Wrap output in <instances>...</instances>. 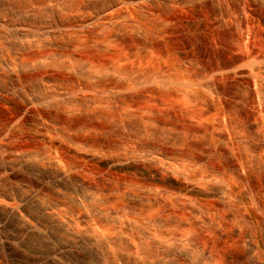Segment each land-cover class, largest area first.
<instances>
[{
    "label": "bare ground",
    "instance_id": "6f19581e",
    "mask_svg": "<svg viewBox=\"0 0 264 264\" xmlns=\"http://www.w3.org/2000/svg\"><path fill=\"white\" fill-rule=\"evenodd\" d=\"M148 4L157 9L149 10ZM172 4L214 5V21L199 26L198 41L203 44L208 38L212 43L215 34L221 31L233 49L242 52L241 62L209 63L201 71L170 59L162 71L139 70L134 66L135 70L123 66L112 68L114 65L109 64L102 65L104 71H98L96 64L79 62L73 53L38 57L33 63L30 61L31 66L18 59L29 47L41 43L55 46L59 37L76 34L80 29L85 35L99 37L97 46L104 44L106 38L102 34L106 30L122 37L132 31L135 35H130L137 36L135 39L149 36L159 46H167L174 30L166 27L167 20L164 25L161 12ZM263 9L264 0H0V104L15 109L7 126L0 130V137L14 136L22 123L36 117L41 128L33 133L32 139L49 143L43 152L27 153L10 148L4 153L7 158L4 157L5 164L0 166V264H4L2 257L17 260L16 264H70L68 253L82 254L85 246L96 252L100 241L104 244L126 241L130 249L135 248V239L150 236L152 227L160 223L157 219L147 218V226H139V234L138 230L132 234L137 222L131 219L124 223V230L116 231L117 235L98 240L94 236L96 232L91 234L95 217L99 218L98 222L115 224L122 214L121 207L111 210L96 205L81 212L70 210L72 202L84 205L95 193L105 190L106 184L121 193L123 209L136 211L138 205L150 207L157 202L177 208L182 201L190 206L196 223L205 228L210 221L196 202L198 196H214L230 209L237 207L248 229L243 241L251 258L247 264H264V51L255 49L258 43L264 47ZM225 74L236 80L235 87L222 85L221 76ZM21 96L23 103L17 106L15 100ZM164 105L183 111L189 120L180 124L168 119L166 113L160 114ZM69 117L76 122V126L72 122L75 127L94 130L95 134L88 132L93 136H84L87 140H82L84 132L79 131L81 135L78 132L80 136L75 137L82 142L71 134L64 135L65 138L62 135L65 131L59 129L65 128L62 126L66 120L69 122ZM57 131L63 133L56 136ZM63 146L86 164L66 163L56 153ZM91 164L106 168L109 178L95 174L98 179L87 182ZM27 168L43 174L21 183ZM118 172L132 173L138 182L116 179ZM7 180L15 181L20 189L27 188L26 192L6 190ZM100 182L105 184H100L103 189ZM14 222L19 223V232L7 233ZM187 223L180 225L186 227ZM55 228L74 235V240L61 239L36 257L26 250L32 235L60 236L53 231ZM167 235L173 243L168 246L167 242L159 241L158 258L145 262H139L138 258L133 263L176 264L179 257H185L190 264H216L206 252L195 256L197 246L191 237Z\"/></svg>",
    "mask_w": 264,
    "mask_h": 264
},
{
    "label": "rangeland",
    "instance_id": "374dc122",
    "mask_svg": "<svg viewBox=\"0 0 264 264\" xmlns=\"http://www.w3.org/2000/svg\"><path fill=\"white\" fill-rule=\"evenodd\" d=\"M146 6L149 8V10L150 9H157L153 5L150 6L148 4ZM201 6L202 5L194 6L191 4L190 5L186 4V5H180V7H179V5L173 6V4H172L170 7H168V9L167 8H165L166 10L162 9L161 13H163L162 15H164V16H161L163 18L162 22L164 23V25H166V23H168V25H166V27L169 26L168 29H170V27H172L170 30H172V29L174 30L173 38L167 44V46L169 45V48L167 46H164V47L162 46L163 47L162 48L161 45L160 46L158 45V42L155 39H153L152 37H149V36L138 37L135 39V37H137V36L134 37V36L130 35L132 33H133V35H135L134 32L130 31V33H128L129 32L128 31L127 32L128 35L126 34L127 35L126 36L127 38H126V37H122V36H115L114 33L112 34L110 30H106L107 32H105V31L103 32L104 35L102 34V37L106 38L105 41L103 42L104 44L97 46L98 41H99V39H98L99 37L97 36L98 38H96V37H94V35H91L92 37L88 34L85 35L84 32H82V30L80 29V30H78L79 34H81V32H82V34L85 36H83L82 34H81L82 36H80L78 34V32H76V34L74 32V33L69 34V36L70 35L71 36L70 37L67 36L68 38L67 37H64V38L59 37L58 43L55 45L56 48H55V46H48V44L46 45L44 43H41L40 45L36 44L35 46L28 48V49H31V51L30 50L28 51V49L24 50V53L20 54V56H18V59L19 58H20V60L23 59L22 63H25L26 65L29 63L31 66L30 61L33 63L36 59H38V57H46V56L49 57L51 55H53V56L55 55V56L59 57L61 55H64V56H66L67 54L69 55V53H71V55H72V53H73L74 55H72V56L78 57L79 62L80 61L81 62L87 61V63H88L91 61L90 64L92 62H93V65L96 64V66H97V68L95 67L96 70L100 69L98 71H101V70L104 71V68L101 69V67H103V66L106 67L109 65H110V67H111V65H114V67L112 66V68H115V67L117 68L118 66H121V67L123 66V68L126 67L128 69L136 68L139 70H142V69L147 70L149 68L148 70L151 69V70H155V71H158V70L162 71V70L166 69L168 63L170 62L169 61L170 59L173 61H176V62H181L184 65L185 64L187 65V63H188V65L190 66L189 68L195 67V69H200L201 71L206 69L212 63H215V64L217 63L220 65L222 63V65H223V64H227V63H234V62L239 63V62H241L240 57H243L242 52L233 49V46L230 43H228V41H226L224 39V35L221 31H218L220 33L215 34L214 37L216 39H214V37H213L215 43H214V41L211 43L212 39H208V38H206V40L203 41V44L200 41H198L197 36L199 35V26L202 23L212 24V22L214 21V18L216 16V14H215L216 11H215L214 5L208 4V6L207 5H203L202 7ZM177 7H179V9H177ZM183 9H187V10H183ZM178 10H179V12H178ZM184 12L186 14H184ZM187 13H189L190 15H188ZM261 14L264 18V15H263L264 9H263ZM171 15H173V16H171ZM185 15H186V17H185ZM169 16L170 17L175 16V18H170ZM191 17H192V19H191ZM165 18H167V19H165ZM168 19H169V21H168ZM208 19H209V21H207ZM166 20H167V22H166ZM176 22H177V24H175ZM192 23H193V25H192ZM184 25H185V27H184ZM183 28H186L187 30L183 29ZM182 30H183V32H182ZM192 31H194L196 33L192 32ZM215 31H217V30H215ZM263 31H264V29H263ZM107 33H108V36H105V35H107ZM110 33L113 35V37ZM191 33H192V35H191ZM74 35H76V36H74ZM177 37H178V39H177ZM60 38H62V39H60ZM174 38L176 41L174 40ZM219 39H220V41H219ZM96 40H97V44H96ZM216 40H218V41H216ZM73 41L75 44L73 43ZM1 45L2 44L0 42V46ZM63 45H65V46H63ZM259 45L260 44L258 43L256 45L255 49L263 52L264 47L262 48ZM68 46H69V49L67 48ZM164 49H165V51H164ZM169 49H170V51H169ZM25 51H27V52H25ZM165 52H167V53H165ZM172 53H173V55H172ZM48 54H49V56H48ZM6 55L9 56L10 53L8 51H6ZM167 55H170V56H167ZM204 55L206 57H204ZM80 58H81V60H80ZM33 59H35V60H33ZM189 59H190V61H189ZM75 61H74V63L73 62L72 63L76 65ZM167 61H169V62H167ZM185 61H187V62H185ZM76 62H78V61H76ZM188 65H187V67H188ZM132 66H134V68H132ZM121 67H118V68H121ZM140 67H141V69H140ZM224 76L223 75L221 76V82H223L222 85L224 87L227 86L226 88L235 87L234 84H236L235 83L236 80L233 79L232 77H230V75H226L225 77ZM0 82H2V79L0 80ZM144 101H146L145 103L148 102L147 100H144ZM21 103H23L22 96L17 97L15 100V104L17 106H20ZM150 104L153 105V107H156V104L153 103V101H151V100H150ZM167 106L164 105V107H163L164 109L161 108L163 110L161 111L160 114L165 116V113H166L167 114L166 117L168 119L173 120L175 122L180 121L179 122L180 124L185 123V121L187 119L189 120V118L187 117V115L183 111H181L179 109L176 110L170 106H168V107ZM14 111H15L14 107H9L5 104H0V130H2L3 128H5L7 126V123H8L7 120H9L12 117V115L14 114ZM54 111L57 113L56 110H54ZM55 112H54V116L57 115V114H55ZM174 112H176L177 114ZM171 115H173V116H171ZM168 116H170V118ZM75 117H74V119H77V116H75ZM177 117L180 118V120L177 119ZM183 117H185V119ZM68 119H69V122H68V120H66L68 122V124L65 121L64 123H66L67 125L66 124L64 126L60 125V128H61V126L63 128L65 127V128L64 129L61 128V129H59V131L63 130V131L68 133V131L69 130L71 131L73 128H76L78 130H76V129L72 130L71 132L73 134L71 132H69L68 134H64L65 132L63 133V131H61L63 134L60 133L59 131H57L55 133L53 132L55 135L58 132H59L57 134L58 136L61 134L63 136L67 135V137L73 135L72 138L77 139L76 141H78V142L79 141L82 142L80 140V138L82 140H87L86 138L93 136L90 133L88 134V132L93 131L92 133L95 134L94 130L83 131V130L75 127L76 122L74 120L72 121V117L71 118L69 117ZM72 122L74 123L75 126L73 125ZM20 123H22V121H20ZM195 124L198 125L197 123H195ZM69 125H72V126H69ZM67 127H69L68 128L69 130L66 129ZM71 127H73V128L71 129ZM40 128L41 127H40V125H38L37 118L31 117L30 119H28L27 121H25L24 123L21 124L19 129H17L18 131L16 130L17 133H15L14 136L3 137V138H5L4 141H3V138L0 137V166L5 164L6 159H4V157L5 158H7V157H6V154H4V153H6V150H8L10 148H12L13 150L14 149L16 150V148H17L19 151L21 150L22 152H27V153L32 152V150L35 152H40V151L43 152V151L47 150L48 149L47 144H49V143H47L45 141H42V142L39 141L37 143V141H34L32 139V136L34 135L33 133ZM79 131L81 133L82 132H84V133H82V135H81V133ZM78 132L81 135V137L79 139L75 137L76 135L79 134ZM76 133H78V134H76ZM85 133H86V135H83ZM80 135H78V137ZM87 135H88V137H87ZM89 135H91V136H89ZM63 136L62 137L60 136V137L63 138ZM82 136L83 137L85 136L86 138L84 137V139H83ZM65 138H63V139H65ZM45 145H46L47 149H45ZM66 150L67 149L65 146H63L62 148H58L56 150L57 151L56 153L61 155L63 157V159L65 161H67L66 163H68L70 165H75V166L76 165L82 166L83 164L84 165L86 164V163H84L83 160H81L78 157H75L73 154H70V152L66 151ZM53 151H55V150H53ZM197 152H199V151H197ZM89 167L91 168V169H89L90 172L88 171L90 176L87 175V178H85L87 180V182H90V181L95 182L96 179H98L97 176L100 175V177H101L102 174H103V176L101 178H103V177L109 178L108 173L106 172L107 171L106 168H103L100 166L96 167L93 164H91ZM92 167H93V169H92ZM40 172H41L40 170H35V169L33 170L30 168L24 169L23 178L20 182L22 183L26 179L31 180V179L38 177L41 174H43V172H41V173ZM44 173H45V171H44ZM131 174L132 173L128 174L126 172H118L116 175L117 177L115 176V178L122 180V181H123V179H126L128 181L133 180L132 182L135 181V183H136V181L138 182V178L135 177V175H133V174L131 175ZM93 175L97 178H95ZM91 179H93V180H91ZM104 182H100L99 185L101 184L102 186H105ZM14 183H15V185H14ZM112 187L113 186L110 187V185L106 184L105 190H102V191L100 190L97 192V194L95 193V196L93 195V197L91 198L92 201L89 200V202L87 201L84 205H81V204L79 205L76 203L73 204V202L70 204V206H71L70 210L74 211V212H81V211L86 210L87 208H92L93 206H96V205L97 206L101 205L102 207L105 206L106 208L111 209V210H113V209L119 210V208L121 207L120 211L122 214L120 215L119 219L117 218V220L119 222L117 221L115 223L116 225L114 223L98 222L99 218L95 217V221H96L95 227L93 228L91 234L92 233L94 234L96 232L94 236L98 240H100V239L102 240L105 237H111V235L112 236L117 235L118 231L120 232L121 229L124 230V227L126 225V224L124 225V223L131 221V219H132V222H134V223L137 222L139 224L140 223L142 224V225L141 224L139 225L136 223L137 228L134 227V229L131 231L132 234H136V233L139 234L138 228H140L142 226H147L145 224L147 218H149L148 220L157 219L160 223L157 222L158 224H156V226L152 227L153 232L150 236H144L143 235V237H141V238L138 237L137 239H135L134 243H136V244H135V248H133V249H130V247L126 241H118L117 243L115 242V243H111V244H107V243L104 244L102 241H100L101 242V243L99 242L100 247H98V250L99 249L100 250L99 251L97 250L98 253H97V251L94 252V250H92L89 246H85L82 249L83 252H80L82 254H76L75 253V255H74V253H71V254L68 253L67 255L69 257V263L70 264L71 263L72 264H93V263L94 264H120L121 262L134 264L133 262H135V260H137V261L140 260L139 262H142V261L145 262L148 259L151 260L152 258H153V260H155L156 258H158V255H159V247H158L159 241L160 242L165 241L164 243L167 242L168 246L172 245L171 243H173L172 239H170L169 236L167 235L168 233H171L174 235L175 234L176 235L177 234L183 235L185 237L186 236L191 237L197 246L196 250H195V256L200 257L204 252H206L209 255V257L212 259V261H214L216 264H247L251 261V258L249 257L250 255L248 254V251H247L248 248L246 246V243L243 242V241H245L244 238L246 236L247 226L245 225V223H243L241 217L239 216V213H238L239 211H238L237 207L230 209L229 206L222 205L223 203H220V201L218 199H216L214 196H204V195H200V197L198 196L196 198V202H198L200 204V206L203 207V215L205 217H207L208 220L210 221L208 227L205 228V227L196 223V218L194 217L195 215L193 216V214L189 208L190 206L188 205L189 206L188 207L187 204H185V203L183 204L182 201L180 202L182 205H179L180 207H177V208L176 207L169 208L168 206L166 207V205H164V202H161V203L157 202L156 205H152L153 207L152 206L144 207V206L138 205L137 206L138 208L136 209V211H132L130 209H129L130 211L128 209L127 210L123 209L124 208V205H123L124 202H123V199H121V197H123V196L122 195L120 196L121 193L119 194V192L115 191V187H113V188ZM136 187L138 188V186H135V188ZM4 188L6 190L9 189L10 191H15L16 193H20V194H24V192H26V189H27V188L26 189H20L17 186L16 182L11 181V180H7L5 182ZM103 188L104 187H102V189ZM50 192L54 193L53 191H50ZM98 194H99V196H98ZM37 208L38 207L33 206V210H37V212H39V210ZM122 209H123V212H125V211H127V212H125V214H123ZM157 211H159V213ZM231 211H233V212H231ZM231 213H234V214L231 215V217H230L229 215ZM1 215L2 214H0V216ZM186 221H188V223H187L188 225L186 227H183V226L181 227L180 224H182V222H186ZM96 223H98V224L96 225ZM143 223L145 225H143ZM113 226H115V227H113ZM117 227L119 228V230ZM17 229H19V223L14 222L8 227L6 232L17 234V232H19ZM53 231H55V234L58 232L56 235L61 236V237L60 236L56 237L58 240H55L56 239L55 237H54L55 239L49 238L47 236L41 238L40 236L32 235V236H30L29 241L27 242V244L25 246L26 250L28 252H30L31 255L36 257V255L37 256L42 255L45 252H47L50 248H52L54 245L58 244L59 240L61 242L62 241L61 239H63L64 242H67V241H72L75 238L74 235L72 236V234L68 233L66 230H63V229L55 228V229H53ZM166 236H168V237H166ZM102 237H104V238H102ZM68 238H70V239H68ZM167 238L169 239V241ZM51 240H53V242ZM136 240H138V241H136ZM49 241H50V243H49ZM186 246H188V243L186 244ZM139 252H140V254H139ZM32 253H35V255ZM101 253H102V255H100ZM0 254H2V252ZM197 254H199V255H197ZM34 257L32 259H34ZM68 257H66V258H68ZM177 257H179V256H177ZM138 258H139V260H138ZM183 258L179 257L180 262L178 261L177 263L178 264H190V263L186 262L185 257H183ZM2 262L4 264H16L17 260L9 259L8 257H2Z\"/></svg>",
    "mask_w": 264,
    "mask_h": 264
}]
</instances>
